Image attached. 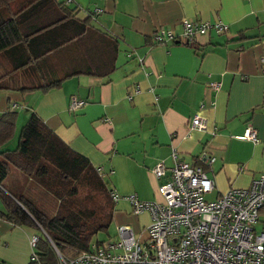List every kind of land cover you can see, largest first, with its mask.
<instances>
[{"label":"crops","instance_id":"1","mask_svg":"<svg viewBox=\"0 0 264 264\" xmlns=\"http://www.w3.org/2000/svg\"><path fill=\"white\" fill-rule=\"evenodd\" d=\"M56 1L72 10L70 17L0 51V116L16 111L15 135L34 112L85 157L119 195L112 199L115 231L121 224L138 229L146 212L132 213L126 195L162 200L158 186L175 151L212 179L209 198L248 186L264 172V0ZM96 8L101 11L94 14ZM184 20L225 28L187 42ZM162 29L176 38L156 41ZM59 80L47 91L4 88ZM73 99L82 104L71 107ZM195 114L207 127L188 136ZM248 125L258 141L238 137ZM209 155L211 164L205 162ZM158 162L166 168L160 179L153 173ZM257 225L264 230V206ZM41 232L0 215V264L33 262L31 238Z\"/></svg>","mask_w":264,"mask_h":264},{"label":"trees","instance_id":"2","mask_svg":"<svg viewBox=\"0 0 264 264\" xmlns=\"http://www.w3.org/2000/svg\"><path fill=\"white\" fill-rule=\"evenodd\" d=\"M56 0H0V51L27 40L71 16ZM61 11L60 15L50 14ZM8 82L4 88L22 92L47 91L56 82ZM17 113L0 116V147L15 133ZM107 182L88 160L74 152L31 112L20 127L14 149H0V190L5 206L0 215L19 225L41 229L36 244L38 261L58 264L88 249L100 231H107L114 202Z\"/></svg>","mask_w":264,"mask_h":264},{"label":"built area","instance_id":"3","mask_svg":"<svg viewBox=\"0 0 264 264\" xmlns=\"http://www.w3.org/2000/svg\"><path fill=\"white\" fill-rule=\"evenodd\" d=\"M101 9H94L93 13ZM221 23L204 22L193 24L183 21L182 38L192 41L199 33L224 29ZM171 30L162 29L154 34L161 42L174 39ZM214 88L217 83H213ZM82 104L72 100L71 107ZM16 105H13L14 108ZM206 118L195 114L190 120L187 135L192 130H205ZM242 139L258 141L256 130L248 125ZM168 169L163 162L153 168L154 175L165 181L159 184L161 201H141L136 194L125 198L132 206V213L147 211L150 223L139 233L128 224L116 227L117 237L101 244L92 241L88 249L70 260L60 254L61 264H264V230L256 224L264 206V172L254 177L245 187L231 188L209 198L213 191V181L199 165H191L177 159ZM214 156H206L211 164ZM114 201L119 195L110 192ZM38 236L31 238L34 248ZM31 261H38L36 252L31 253Z\"/></svg>","mask_w":264,"mask_h":264},{"label":"rangeland","instance_id":"4","mask_svg":"<svg viewBox=\"0 0 264 264\" xmlns=\"http://www.w3.org/2000/svg\"><path fill=\"white\" fill-rule=\"evenodd\" d=\"M15 135H14L15 137L12 140H9L5 144V147L7 149H14L16 147V144H17L16 142H17V138L19 136V131ZM105 181L107 182V180H105ZM118 208H121L119 203L117 205V209ZM139 221L140 222H139L138 229H137V227H135V229H134L136 233H139L142 230V226L144 228V227H146L150 223L149 213L146 211L145 213L141 214L139 216ZM115 225H116V223L112 221L110 223L107 231H100V232H98V234L95 236V239H98V240H101V241H111V240H114L117 237V231H115ZM258 227H259V225L256 224V228L258 230H260Z\"/></svg>","mask_w":264,"mask_h":264}]
</instances>
